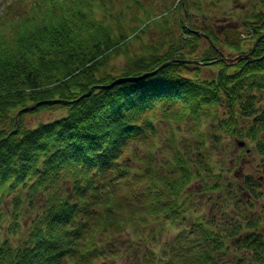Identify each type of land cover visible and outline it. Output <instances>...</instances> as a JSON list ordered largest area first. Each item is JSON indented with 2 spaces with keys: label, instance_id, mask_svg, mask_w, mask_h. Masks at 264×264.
<instances>
[{
  "label": "trees",
  "instance_id": "1",
  "mask_svg": "<svg viewBox=\"0 0 264 264\" xmlns=\"http://www.w3.org/2000/svg\"><path fill=\"white\" fill-rule=\"evenodd\" d=\"M143 1L7 0L0 13V264L264 263V37L254 59L215 61L216 48L231 56L253 43L238 27H195L192 9L201 0ZM259 4L243 23L255 39L264 34ZM179 9L177 33L168 16ZM159 18V39L131 51V38ZM122 54L126 63L110 67ZM45 100L60 101L22 112L15 124L19 110ZM56 109L65 115L34 127L26 121ZM161 123L170 127L163 141ZM183 123L195 142L179 133ZM240 141L245 146L225 156L224 143ZM252 152L261 173L240 180L232 170L241 171ZM206 193L219 194L203 201L222 204L223 223L193 209L205 207L198 197ZM235 205L242 210L230 212ZM254 208L257 215L242 216ZM125 232L132 235L123 251L115 237ZM233 251L247 257H223Z\"/></svg>",
  "mask_w": 264,
  "mask_h": 264
},
{
  "label": "rangeland",
  "instance_id": "2",
  "mask_svg": "<svg viewBox=\"0 0 264 264\" xmlns=\"http://www.w3.org/2000/svg\"><path fill=\"white\" fill-rule=\"evenodd\" d=\"M117 1H123V0H115ZM143 1V0H142ZM148 0H144L143 2L147 4ZM162 2V0H156L157 4H160ZM201 8L200 9H192V12L194 14L193 17V21L192 24L195 27H203L206 24L212 25L214 27H218V26H223V24H226V26H230V27H238L241 29L242 31V38H244L247 42V44L253 43L252 48H254V46L256 44L259 43L258 39L261 37H258V39L254 37V33H253V29L251 27H244L243 23L244 21L247 19V17L253 12V10L257 7L260 6L259 4V0H201ZM256 4V5H255ZM3 5L4 4L1 0H0V13L3 10ZM160 12V11H159ZM159 12H157L158 14H160ZM183 13L184 11L182 9H179V11L174 12V13H170V15L168 16V20L171 21L170 24L171 26L174 27V30H176V32H180V28H179V23L181 20H183ZM163 18H159L156 20V22L152 23V25H150V27L147 29V32L141 33V38L140 39H136V38H131V43L128 45V48L133 51V49L135 50V47L141 42H146L149 43V41H156L159 39V29L160 26L163 24L162 23ZM125 22H132L130 21V17H129V12L127 11V15H126V21ZM264 37V36H263ZM261 40V38L259 39ZM207 40H203L202 44L206 45ZM258 41V43H256ZM216 50L219 53V57H221V54H223V51L219 48H216ZM248 50V49H247ZM228 51V49H227ZM250 52V50H248V52L244 53H230L229 55H231V58H235L237 56H241L243 54H248ZM254 52V51H253ZM264 54V53H263ZM132 55V54H131ZM228 55V54H227ZM232 55L234 57H232ZM218 57V58H219ZM252 57V55H251ZM128 56L125 54H122L118 57H113V59L111 60L110 63V67H115L117 70L120 69L127 61ZM217 58V60L215 61H219ZM259 59L264 58V55H261L258 57ZM223 61V60H221ZM238 62V61H236ZM236 62H232L228 64H234ZM212 63V62H211ZM204 64H210V63H204ZM65 114V110L64 109H56V110H52V111H41L38 114H30L27 116L26 121L29 124V126H37L39 123L41 122H48V121H52L54 119L60 118L61 116H63ZM173 128V126H172ZM159 129L161 130V136L160 139L161 141L165 140L168 136V131H170V127H165V125L163 123L160 124ZM179 133H181L185 138H188L190 142H195L196 139L195 135L189 130V124L187 123H183V128L181 131H179ZM178 133V134H179ZM181 138V137H180ZM230 142V141H228ZM224 143V147L222 146L223 152H225V156H230L232 155V152L234 151H239V147L241 148L240 145H238L237 142H232L231 144ZM229 145V146H226ZM247 147L252 148L253 147V143L249 142L247 143ZM169 149H167V152L165 151L163 156L164 158H166L169 154H168ZM222 152V153H223ZM221 159V158H219ZM243 163L241 164V171L238 167L233 168V174L238 175V178L241 180L242 177L244 176L245 173L248 172H254L255 174H260V166L262 164L261 161V157L258 156V154L256 155L255 153H250L249 155H245L244 159H243ZM198 183V182H196ZM195 183V184H196ZM223 183V181H222ZM198 184H196L195 186H193V190H195L197 188ZM223 191V190H221ZM195 192V191H194ZM198 193V191H197ZM218 193H206L204 196L200 195V197H198L199 199H201V201L208 199L209 196L210 197H214L217 198L218 197ZM219 200H223V192L220 193L219 195ZM238 199V198H237ZM205 207H203L202 209L199 207H193V209L195 211L200 210L201 214L205 215V216H209V215H214L217 214V220L219 222V224L223 223V208L221 207L222 204L220 202H212L210 203L209 201H203ZM219 203V204H218ZM232 209H238V210H242L241 205H235L234 207L231 206L229 211L232 212ZM257 211L258 208H254L249 212H245L243 213V217H248L250 215H257ZM235 213V211H234ZM191 215V213H190ZM23 223L28 224L29 222V218L25 217L22 220ZM262 231L264 232V223H263V228ZM132 234L129 233H124L121 235H117L115 237L116 239V243L120 246H122L123 251L127 250V248L129 247L128 245H130L131 243L129 241H127V238L129 236H131ZM11 239L13 240V242L17 239H19V237L17 236H13L11 237ZM142 244V243H140ZM139 244V245H140ZM137 247V246H136ZM141 246H139L136 250L141 249ZM133 250V251H136ZM133 256H135L136 259H138V253H134ZM223 257H225L227 260H229L230 262H234L236 259H244L247 257V255H245L243 252H239V251H233L231 253H228L227 255H223ZM121 258H118V261H121ZM129 260V259H128ZM264 264V263H263Z\"/></svg>",
  "mask_w": 264,
  "mask_h": 264
},
{
  "label": "water",
  "instance_id": "3",
  "mask_svg": "<svg viewBox=\"0 0 264 264\" xmlns=\"http://www.w3.org/2000/svg\"><path fill=\"white\" fill-rule=\"evenodd\" d=\"M261 37H263V35H262ZM261 37H260V38H261ZM260 38H259V39H260ZM259 39H258V41H259ZM258 41H257L256 43H258ZM256 46H257V44L254 46V48H253L248 54H243V55H241V56H237V57H235V58H227L224 54H221V57H219L218 60H224V61H227V62H229V63H232V62H236V61H238V60H240V59H243V58L251 59V55H252L254 49L256 48ZM196 62H197V63H200L199 61H196ZM164 65H166V64H164ZM164 65H163V66H164ZM58 101H60V100H47V101H40V102H38V103H36V104H33V105H31V106L24 107L23 109H21V110L18 112L15 123L18 122V117L20 116V114H21L22 112H24V111H28V110H32V109H34L35 107H37L38 105H40V104H42V103L58 102ZM241 145H243L242 142H241Z\"/></svg>",
  "mask_w": 264,
  "mask_h": 264
}]
</instances>
